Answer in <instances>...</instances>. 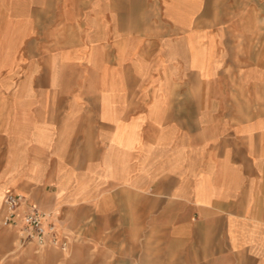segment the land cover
I'll return each instance as SVG.
<instances>
[{
	"label": "crops",
	"instance_id": "crops-1",
	"mask_svg": "<svg viewBox=\"0 0 264 264\" xmlns=\"http://www.w3.org/2000/svg\"><path fill=\"white\" fill-rule=\"evenodd\" d=\"M7 191L103 264H264V0H0Z\"/></svg>",
	"mask_w": 264,
	"mask_h": 264
},
{
	"label": "built area",
	"instance_id": "built-area-1",
	"mask_svg": "<svg viewBox=\"0 0 264 264\" xmlns=\"http://www.w3.org/2000/svg\"><path fill=\"white\" fill-rule=\"evenodd\" d=\"M2 205V225L16 229L23 242L34 243L38 248L51 244L66 249L67 240L58 238L51 213L29 202L24 194L7 191Z\"/></svg>",
	"mask_w": 264,
	"mask_h": 264
},
{
	"label": "rangeland",
	"instance_id": "rangeland-1",
	"mask_svg": "<svg viewBox=\"0 0 264 264\" xmlns=\"http://www.w3.org/2000/svg\"><path fill=\"white\" fill-rule=\"evenodd\" d=\"M3 204V203H2ZM59 238V237H58ZM74 238H70L68 246L66 250L60 249L59 247L55 248L61 252V254L66 256H84V264H103L102 259H98L97 251L98 246L92 242L84 240L83 236H77ZM84 243L92 246L91 249H84ZM78 246L75 248L74 246ZM49 246H53L48 244L46 247L38 248L34 243L23 242L16 229L8 226H3L1 223V203H0V256H8V261L10 264L15 262V257L23 255L26 258L31 256L44 255L46 249L50 248ZM55 247V246H54ZM112 259L111 257L108 258ZM15 264V263H14ZM108 264V263H104Z\"/></svg>",
	"mask_w": 264,
	"mask_h": 264
}]
</instances>
